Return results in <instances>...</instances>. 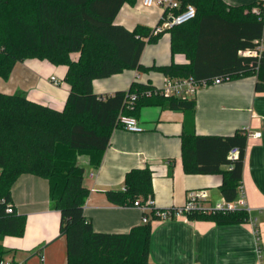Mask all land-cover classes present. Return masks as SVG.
Here are the masks:
<instances>
[{"label":"trees","instance_id":"1","mask_svg":"<svg viewBox=\"0 0 264 264\" xmlns=\"http://www.w3.org/2000/svg\"><path fill=\"white\" fill-rule=\"evenodd\" d=\"M137 1L0 0V80H8L19 63L39 60L66 67L64 82L70 86L63 110L32 101L23 91H0V260L7 253L4 239L23 237L27 225L26 216L16 210L12 188L22 175H33L49 182L50 204L61 217L59 234L67 239V264H157L150 259L152 222L158 220L153 212L147 224L127 234L94 230L84 212L90 190L84 183L87 172L81 158L92 169L100 168L122 115L138 117L145 107L193 115L196 98L156 94L150 82H133L127 91L99 96L95 80L129 70L194 77L209 86L218 77L230 81L256 76V90L264 92V58L240 54L254 50L264 37V0L240 6L224 0H179L180 9H166L164 19L188 5L196 8L195 19L157 35L151 27L138 25L130 31L116 22L122 7L135 6ZM164 33L170 34L172 55L184 54L188 64H142L147 45L158 43ZM148 91L152 95L147 96ZM133 93L138 94L134 102ZM248 136L246 130L226 137L199 136L194 119L185 120L181 135L185 173L222 175L221 195L226 202H235ZM235 147L239 156L232 159L230 151ZM106 195L122 207L154 200L153 173L149 167L132 169L124 189L108 190ZM187 218L232 226L249 222V213L243 209Z\"/></svg>","mask_w":264,"mask_h":264},{"label":"crops","instance_id":"2","mask_svg":"<svg viewBox=\"0 0 264 264\" xmlns=\"http://www.w3.org/2000/svg\"><path fill=\"white\" fill-rule=\"evenodd\" d=\"M224 1L240 6L257 0ZM164 13L161 6L146 8L143 0H138L135 6L125 4L116 22L130 31L138 25L156 28L160 22L164 24ZM141 61L146 67L189 63L184 54L172 55L169 33H164L158 43L147 45ZM66 71L64 66L45 61L19 63L8 80H0V91L5 94L23 91L32 101L63 110L70 92V86L64 82ZM52 77L60 84L53 83ZM165 77L158 72L129 70L95 80L93 86L96 94L106 96L129 90L133 82L161 86ZM256 83V76H247L200 89L194 97L197 105L193 115L145 107L136 117L143 132L115 129L100 168L92 169L87 159L81 158L87 172L84 183L90 190L84 212L94 230L127 234L144 224L140 209L113 205L106 195L108 190L124 189L126 174L135 168L149 167L152 171L156 208L181 207L188 193L196 190L208 192L211 206L224 201L222 175L186 174L184 171L181 135L184 121L193 118L199 136L226 137L238 130L248 132L242 184L249 222L218 226L213 221L155 220L150 259L157 264H264V92L256 90ZM255 134L261 137L253 136ZM12 196L17 212L26 216L27 225L23 237L4 239L5 261L9 264H67V239L59 234L61 217L50 204L48 180L22 175L12 188ZM255 228L260 234L259 250Z\"/></svg>","mask_w":264,"mask_h":264},{"label":"built area","instance_id":"3","mask_svg":"<svg viewBox=\"0 0 264 264\" xmlns=\"http://www.w3.org/2000/svg\"><path fill=\"white\" fill-rule=\"evenodd\" d=\"M155 5L162 6L165 10H179L181 4L179 0H143V6L146 8H151ZM197 15V10L193 5H188L182 12L179 14H174L170 12V15L165 19L164 24L157 26L154 28V35L161 33L167 28H171L176 25L185 24L193 19H195ZM242 56L247 57H255L258 59L264 58V37L262 40L257 42V47L254 50L242 51L240 52ZM52 82L56 85H59L60 82L55 77H52ZM229 78H216L213 83L222 84L224 82H228ZM209 86V83L198 82L194 77L188 78H170L165 77L163 84L161 86H155V93L161 94L166 97H177L182 99H190L194 98L198 91L202 88H206ZM147 96L152 95V91L146 92ZM138 98V94L133 93L130 97L132 102H134ZM131 108V105L128 106ZM120 125L121 127L131 133H140L143 132V127L140 125L139 121L136 117L122 115L120 117ZM255 137H261V134L253 135ZM239 156V149L237 147L233 148L230 151V157L235 159ZM209 194L206 190H196L188 193L186 203L181 207H172L160 209L156 208L154 205V200L150 199L146 203H141L140 200H136L134 203L135 208L140 209L143 212V223L147 224L150 221V212H153L155 216H157L158 220H189L187 217L190 214H214L217 212H233L236 210H248V204L246 200V194L243 184L239 186V197L233 203H228L225 200L221 203H218L214 206L209 205ZM9 212H12V208L8 209ZM254 224L256 223L253 222ZM255 227V225H254ZM255 239L257 242L258 250L260 248V234L258 230L255 228L254 231ZM0 264H9L5 259L0 260Z\"/></svg>","mask_w":264,"mask_h":264},{"label":"rangeland","instance_id":"4","mask_svg":"<svg viewBox=\"0 0 264 264\" xmlns=\"http://www.w3.org/2000/svg\"><path fill=\"white\" fill-rule=\"evenodd\" d=\"M160 6V5H159ZM162 7V6H161ZM163 8V7H162Z\"/></svg>","mask_w":264,"mask_h":264}]
</instances>
